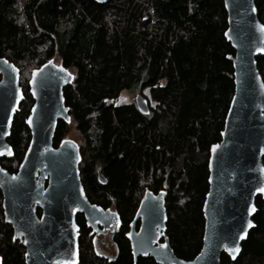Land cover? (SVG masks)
Here are the masks:
<instances>
[{
    "label": "trees",
    "instance_id": "1",
    "mask_svg": "<svg viewBox=\"0 0 264 264\" xmlns=\"http://www.w3.org/2000/svg\"><path fill=\"white\" fill-rule=\"evenodd\" d=\"M255 2L264 24V0ZM227 27L223 0H0V56L19 68L24 92L8 139L14 154L0 165L17 171L31 139V75L58 57L75 79L64 89L70 121H59L53 145L75 130L88 199L121 219L116 255L107 257L84 215L77 216L79 264H159L150 256L135 262L126 238L146 190L165 193L174 253L191 260L201 251L210 148L221 140L235 89ZM257 62L264 80V55ZM125 90L144 95L149 113L123 102ZM2 202L0 190L3 264H26ZM256 205L255 227L240 255L233 261L223 253L221 264H264V198Z\"/></svg>",
    "mask_w": 264,
    "mask_h": 264
},
{
    "label": "water",
    "instance_id": "2",
    "mask_svg": "<svg viewBox=\"0 0 264 264\" xmlns=\"http://www.w3.org/2000/svg\"><path fill=\"white\" fill-rule=\"evenodd\" d=\"M108 1L96 0L100 4ZM223 1L228 22L225 37L235 51L227 56L233 63L235 89L221 140L213 144L220 147L215 152L213 145L210 148L201 251L191 260L174 253L166 236L165 193L146 190L126 233L135 262L139 256H150L159 264H221L223 253L235 261L255 227L256 200L264 198L256 191L264 185V80L257 62L264 55L259 51L264 49V24L255 0ZM49 61L34 69L29 81L34 104L26 119L31 139L24 157L13 173L0 165L2 207L15 239L26 249V264H79L77 216L84 215L87 226L97 232L99 227L103 232L118 230L121 219L113 208L88 199L79 169V144L65 138L57 147L53 145L59 121H70L64 89L74 81L75 72ZM23 100L19 68L0 56V159L13 157L8 139ZM135 103L143 113H149L144 95L136 94ZM99 180L106 183L101 173ZM250 206L256 209L251 215ZM248 221L253 227L247 228Z\"/></svg>",
    "mask_w": 264,
    "mask_h": 264
},
{
    "label": "rangeland",
    "instance_id": "3",
    "mask_svg": "<svg viewBox=\"0 0 264 264\" xmlns=\"http://www.w3.org/2000/svg\"><path fill=\"white\" fill-rule=\"evenodd\" d=\"M53 60L55 62L61 63V61L58 57H54ZM136 94H138V91L125 90L121 93V100L125 103L134 102ZM66 138L71 139L80 145L77 133L75 132V130L72 127H71L69 133L67 134ZM97 240H98L97 242L99 244H101L107 250L108 253H110V254L114 253V248L112 246L110 235H107L105 237H103L102 235H99L97 237Z\"/></svg>",
    "mask_w": 264,
    "mask_h": 264
},
{
    "label": "flooded vegetation",
    "instance_id": "4",
    "mask_svg": "<svg viewBox=\"0 0 264 264\" xmlns=\"http://www.w3.org/2000/svg\"><path fill=\"white\" fill-rule=\"evenodd\" d=\"M91 229V228H90ZM117 230H114V231H111V230H107L106 232H103L102 231V227H99V231H93L91 229V235H93V243L97 246L98 250L100 251L101 254H103L104 256H107V257H113L114 255H116V252H117V248L113 242V237H114V234L116 233ZM99 235H102L103 237L107 236V235H110V238H111V242H112V246L114 248V253L113 254H110L107 252V250L101 245L99 244L97 241V237ZM127 238V237H126ZM131 246V245H130ZM131 252H132V249H131ZM134 258V256H133Z\"/></svg>",
    "mask_w": 264,
    "mask_h": 264
},
{
    "label": "snow or ice",
    "instance_id": "5",
    "mask_svg": "<svg viewBox=\"0 0 264 264\" xmlns=\"http://www.w3.org/2000/svg\"><path fill=\"white\" fill-rule=\"evenodd\" d=\"M253 11H255L254 8H253ZM261 31L264 32V26H261ZM259 51L264 52V49H259ZM51 63H52V62L49 61V64H51ZM62 71H63V69H62ZM69 75H70V74H69ZM262 87H264V85H262ZM5 134H6V133H5ZM219 147H220L219 145H213V147H212V151L215 152L216 149L219 148ZM9 154H11L10 151H9ZM261 171L264 172V169H261ZM14 179H15V177H14ZM256 191L259 192V193L264 194V185H261L259 188L256 189ZM255 211H256L255 207H253V206H250V207H249V215H251V214H252L253 212H255ZM251 227H253V224H252L251 221H248L247 228H251ZM247 228L245 229V232L247 231ZM20 235H23V233H20ZM129 235H130V234H129ZM240 238H241V239L244 238V234H243V233L241 234ZM13 239H15V237H13ZM25 243H27V241H25ZM161 247H165V246H164V245H161ZM238 250H239V249L237 248L236 251H238ZM229 251H232V250L229 249ZM25 255L27 256L28 254L25 253ZM71 264H75V262L73 261V262H71Z\"/></svg>",
    "mask_w": 264,
    "mask_h": 264
}]
</instances>
